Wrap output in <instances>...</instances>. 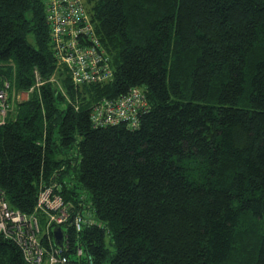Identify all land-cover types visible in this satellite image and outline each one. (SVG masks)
<instances>
[{
    "label": "trees",
    "instance_id": "1",
    "mask_svg": "<svg viewBox=\"0 0 264 264\" xmlns=\"http://www.w3.org/2000/svg\"><path fill=\"white\" fill-rule=\"evenodd\" d=\"M85 3L114 76L75 85L44 0H0V80L29 92L0 124L10 208L33 213L55 184L93 218L68 232L95 264H264V0ZM133 86L137 126L91 125L94 103ZM0 264L32 263L0 235Z\"/></svg>",
    "mask_w": 264,
    "mask_h": 264
},
{
    "label": "built area",
    "instance_id": "2",
    "mask_svg": "<svg viewBox=\"0 0 264 264\" xmlns=\"http://www.w3.org/2000/svg\"><path fill=\"white\" fill-rule=\"evenodd\" d=\"M44 2L51 51L57 65L65 69L73 84L111 80L114 76L111 57L95 31L84 0ZM50 80L57 81L55 76ZM41 83L38 78L37 84ZM8 87L7 82L0 80V124L9 112L6 99ZM147 107L144 88L133 86L123 95L103 98L94 103L90 123L93 127H100L125 122L135 127L139 115ZM92 223L94 220L91 216L79 212L71 214L69 204L57 193L55 184L40 189L31 214L10 208L4 192L0 190V235L15 241L26 260L32 264H71L69 253L72 249L77 264H95L93 254L81 243H76L69 250L68 227L78 233ZM56 226L63 229L61 245H57L53 238V228Z\"/></svg>",
    "mask_w": 264,
    "mask_h": 264
},
{
    "label": "rangeland",
    "instance_id": "3",
    "mask_svg": "<svg viewBox=\"0 0 264 264\" xmlns=\"http://www.w3.org/2000/svg\"><path fill=\"white\" fill-rule=\"evenodd\" d=\"M84 4H85L86 10H88L87 9L88 7H87V5L85 3V0H84ZM88 14H89V12H88ZM57 75H58V72L56 70V72L53 74V77L55 76V78H58ZM57 84L59 85V82ZM9 92H10V95H8L6 97V99H7V102L9 104V112L13 113V111H15L16 107H17L16 103L26 100L28 98V96H29V92H23V91L17 92V91H15L13 89H10V91H9V89H8V93Z\"/></svg>",
    "mask_w": 264,
    "mask_h": 264
},
{
    "label": "water",
    "instance_id": "4",
    "mask_svg": "<svg viewBox=\"0 0 264 264\" xmlns=\"http://www.w3.org/2000/svg\"><path fill=\"white\" fill-rule=\"evenodd\" d=\"M53 238L57 245L62 244L63 229L60 226H56L53 228Z\"/></svg>",
    "mask_w": 264,
    "mask_h": 264
}]
</instances>
